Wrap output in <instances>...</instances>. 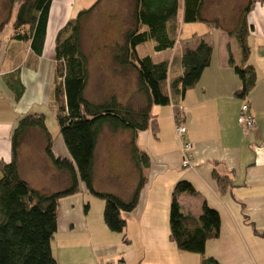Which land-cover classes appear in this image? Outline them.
Instances as JSON below:
<instances>
[{"label": "crops", "instance_id": "obj_1", "mask_svg": "<svg viewBox=\"0 0 264 264\" xmlns=\"http://www.w3.org/2000/svg\"><path fill=\"white\" fill-rule=\"evenodd\" d=\"M9 1L0 0V17L5 18L13 10L16 15L18 4L10 8ZM54 1L49 9L46 34ZM96 1L62 0L61 20L53 31L54 38L73 20L75 4L82 11ZM250 1L252 8L245 18L249 27L246 37L249 54L244 62L234 34L241 13ZM122 3L127 16H123L126 19L121 38L110 44L101 62L104 81L106 78L111 81L104 86L103 96L115 97L120 104L136 109L146 103L145 96L137 92L136 72L114 62V50L123 44V35L131 27L134 0ZM202 14L210 23L185 24L181 5L174 21L176 33L172 49L155 53L153 42L136 48L139 57L149 56L154 63H168L166 89L170 102L183 108L186 140L192 145L193 169L181 168L171 107H151L150 124L136 134L134 141L140 155L147 158V166L141 168L145 183L136 209L121 215L126 222L124 232L115 234L106 228L102 219L103 202L96 204L95 198L80 184L77 194L59 202L57 232L51 242L56 264H201L204 259H213L218 264H264V1L204 0ZM11 37L0 48V161L9 162L16 123L31 114L44 116L54 157L69 159L55 119V39L53 52L47 54L45 37L42 55L36 57L29 43L20 44ZM200 41L212 49L209 66L183 97L172 96L171 82L183 76L180 60L184 51L195 50ZM139 48L143 50L142 55ZM229 53L235 67L250 66L254 70L255 84L244 98L236 96L241 81L228 64ZM91 71L88 61V74ZM20 87L23 93L16 100L15 91ZM124 90L127 93L122 96ZM243 103L249 105L254 119V128L248 132L237 123ZM49 113L56 124L48 127ZM131 141L132 133L128 130L102 129L94 152L96 192L111 194L123 202L130 200L139 180L138 169L131 159ZM108 142L120 145L125 162L121 171H113L105 164ZM45 145L40 130L28 131L18 152V173L32 189L50 195L67 188L69 177L54 168L45 153ZM96 160L100 161L99 169ZM180 182H188L196 192L178 197L185 215L198 218L205 204L220 218L219 237L206 243L202 255L181 252L170 240L171 194Z\"/></svg>", "mask_w": 264, "mask_h": 264}, {"label": "trees", "instance_id": "obj_2", "mask_svg": "<svg viewBox=\"0 0 264 264\" xmlns=\"http://www.w3.org/2000/svg\"><path fill=\"white\" fill-rule=\"evenodd\" d=\"M52 1H9L10 8L16 2L18 4L11 38L16 42L29 43L36 57L42 55ZM100 1L80 11L55 38V119L69 159L54 157L44 116L31 114L16 123L11 135L9 162L0 161V264H56L51 253V242L57 232L59 202L77 194L80 184L91 196L103 202L102 219L106 228L115 234L124 232L126 222L121 215L130 214L136 209L145 183L141 168L147 166L146 156L140 155L135 146V136L148 128L151 107L170 104L166 89L168 63H154L149 56L139 57L136 48L153 42L155 53L172 49L176 33L174 21L181 5L183 23H210L202 14L204 0H134L131 27L123 35V44L114 50V62L119 67L135 70L137 92L145 96L146 103L134 109L111 97L101 104H94L84 97L89 74L88 57L82 50L81 39L84 19ZM252 4L250 1L242 11L234 34L244 62L249 54L246 44L249 27L245 18ZM6 22L0 23V33ZM211 54L212 49L203 41L197 44L195 50L184 51L180 60L183 76L171 82L169 89L172 96L183 97L198 83L202 72L210 64ZM228 64L241 81L236 96L246 97L255 84L253 68L235 67L230 53ZM22 93L23 88L20 87L15 91V99L18 100ZM104 127L111 132L128 130L132 133L131 159L138 169L139 180L127 202L108 193L96 192L93 188L94 152ZM33 129L44 134L45 153L54 168L68 175L69 185L64 190L46 195L32 189L20 178L19 148L25 135ZM183 194L195 195L196 192L188 182H180L173 188L168 213L170 240L181 252L202 255L206 243L219 237L220 218L216 211L205 204L198 218L185 215L178 203V197ZM201 264L218 263L213 259H204Z\"/></svg>", "mask_w": 264, "mask_h": 264}, {"label": "rangeland", "instance_id": "obj_3", "mask_svg": "<svg viewBox=\"0 0 264 264\" xmlns=\"http://www.w3.org/2000/svg\"><path fill=\"white\" fill-rule=\"evenodd\" d=\"M61 1L62 0H55L51 8L50 24L46 34L47 54L49 53V51L53 52V44L55 39V33L53 31L56 28V24H58L61 20ZM122 1L123 0H101L90 13V15L87 16L83 21L81 39L82 50L88 57L89 65H92V71L89 73L88 82L84 93L87 100L103 103L104 101L111 98L110 96H103L106 92L104 86L106 84H109V82L111 81H109L107 78L106 81H104L105 75L100 72V69L104 68V66L101 65V62H104L105 57L109 51L110 44L116 38H121L122 35L123 22L126 19V17L123 18V16H127V11H124L126 7H123ZM125 1L127 2V0H124V2ZM78 7V4H75V6L73 7L71 19H75V17L78 15L81 9ZM14 15L15 12L13 10L12 12H9V14L5 18L0 17V23L7 21L0 33V48L2 47V45H4V43H7V41L11 37V22L14 20ZM20 44H24V42H21ZM138 51L142 55V48H139ZM126 90L128 91V89ZM126 90L123 91L122 96H125V94L127 93ZM51 123L56 124L54 122L53 116H51V114L49 113L47 114L46 124L49 127ZM121 153L122 152L119 144L117 145L115 143L108 142V155L105 156V164H107L108 168L113 171H121L122 169H124L125 162L124 157H122L123 155ZM99 164L100 161L96 160V168L98 169L100 168ZM103 170H105V167L103 168ZM94 202H97L96 204H100L98 202L102 201L95 198Z\"/></svg>", "mask_w": 264, "mask_h": 264}, {"label": "built area", "instance_id": "obj_4", "mask_svg": "<svg viewBox=\"0 0 264 264\" xmlns=\"http://www.w3.org/2000/svg\"><path fill=\"white\" fill-rule=\"evenodd\" d=\"M169 106L174 112V134L179 145L181 156V168L183 170H192V145L186 140V127L184 126L183 108L170 102ZM237 123L244 132L251 131L254 128V119L251 115L249 105L243 103L238 115ZM108 264H124L122 262Z\"/></svg>", "mask_w": 264, "mask_h": 264}]
</instances>
